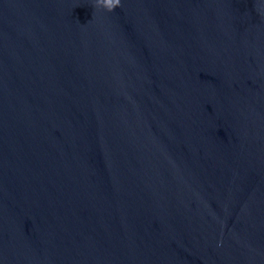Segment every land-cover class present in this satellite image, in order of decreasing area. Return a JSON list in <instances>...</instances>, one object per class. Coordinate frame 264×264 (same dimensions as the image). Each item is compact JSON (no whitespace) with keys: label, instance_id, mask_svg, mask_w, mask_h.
Instances as JSON below:
<instances>
[{"label":"water","instance_id":"1","mask_svg":"<svg viewBox=\"0 0 264 264\" xmlns=\"http://www.w3.org/2000/svg\"><path fill=\"white\" fill-rule=\"evenodd\" d=\"M0 264H264V0H0Z\"/></svg>","mask_w":264,"mask_h":264},{"label":"clouds","instance_id":"2","mask_svg":"<svg viewBox=\"0 0 264 264\" xmlns=\"http://www.w3.org/2000/svg\"><path fill=\"white\" fill-rule=\"evenodd\" d=\"M109 3H111V0H109ZM119 3V0H117V4ZM115 7V5H113L109 10H112Z\"/></svg>","mask_w":264,"mask_h":264}]
</instances>
